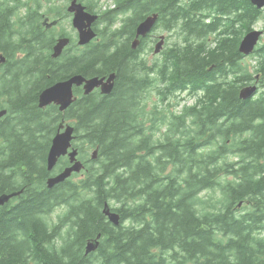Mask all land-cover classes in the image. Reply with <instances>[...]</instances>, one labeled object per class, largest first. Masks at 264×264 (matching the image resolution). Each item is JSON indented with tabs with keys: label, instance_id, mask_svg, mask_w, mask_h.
I'll list each match as a JSON object with an SVG mask.
<instances>
[{
	"label": "trees",
	"instance_id": "1",
	"mask_svg": "<svg viewBox=\"0 0 264 264\" xmlns=\"http://www.w3.org/2000/svg\"><path fill=\"white\" fill-rule=\"evenodd\" d=\"M115 1L111 21L121 24L77 62L51 58L42 0H0V195L22 191L0 206V264H264V89L240 97L251 83L264 88V45L254 66L239 50L263 11L251 0ZM151 13L177 41L147 66L138 57L149 39L130 44ZM110 72L109 95L95 90L64 112L39 107L59 80ZM183 95L194 102L179 111ZM62 122L75 126L86 169L50 188L69 161L47 168Z\"/></svg>",
	"mask_w": 264,
	"mask_h": 264
},
{
	"label": "water",
	"instance_id": "2",
	"mask_svg": "<svg viewBox=\"0 0 264 264\" xmlns=\"http://www.w3.org/2000/svg\"><path fill=\"white\" fill-rule=\"evenodd\" d=\"M258 8L264 9V0H251ZM70 12H74V26L80 31V41L81 45L89 43L95 38L96 33L93 31L92 23L96 20V16L91 15L86 12L84 6L78 3L77 0H73L72 5L69 7ZM158 19V14H153L148 16L143 20L137 27L136 39L134 40L132 46L137 48L140 36H146L155 26ZM264 30L253 29L245 34L242 38L239 50L244 55H249L255 51ZM68 39H60L58 44L54 47L53 57H58L61 55L64 47L68 44ZM165 42V36H161V40L155 46V53H159L163 49ZM4 61V58L0 62ZM116 74L112 73L110 76H94L88 78L82 74H74L65 80H59L58 82L52 84L51 86L45 88L39 95V106L41 108H46L52 104L59 106L61 111L67 110L71 104L75 101L74 87L83 86L85 94L93 92L95 89H101L102 93L109 94L113 91L115 87ZM258 90V85H247L243 87L240 91L241 98H249L253 96ZM7 114V110L0 111V119ZM75 127L72 125H66L65 123L60 124L57 134L52 140L51 147L47 155V168L52 171L59 159L63 156H68L70 158L71 165L64 168L62 171L48 178L47 184L50 188H53L57 184L66 181L72 176L74 172H80L84 166L83 162L78 159V149L73 148L72 141L74 140ZM70 149H72L70 151ZM98 155V149L95 150L92 157L96 158ZM22 191L13 192L10 194L0 195V206L8 203L13 197L20 195ZM104 213L108 216L109 220L115 225L121 223V216L119 213L112 210L109 203L105 204ZM88 242L86 246V252L90 253L96 251L99 247V238Z\"/></svg>",
	"mask_w": 264,
	"mask_h": 264
},
{
	"label": "rangeland",
	"instance_id": "3",
	"mask_svg": "<svg viewBox=\"0 0 264 264\" xmlns=\"http://www.w3.org/2000/svg\"><path fill=\"white\" fill-rule=\"evenodd\" d=\"M53 1V3L52 4H47L46 2H44V0L42 1V3H43V6L44 7H42V9H41V11H44L45 9H48V8H50V7H48V6H51V7H53V9H51V10H53L54 12L53 13H51V14H53V16H56V13H58L60 10H64V8L66 9L67 8V6H69L70 4H71V0H62V1H58L59 3H55L56 1L55 0H52ZM87 1H91V0H84V2H87ZM102 2H105V0H102ZM105 3H107V5L109 4L110 6H112V0H110L109 2H105ZM32 6H35L34 4H32ZM50 9H48V11H49ZM70 13H68V12H65V11H63V14H62V16H67V15H69ZM257 29H262V28H264V16H262V18L260 19V21L256 24V26H255ZM58 28H60V29H62V28H65L66 30H68L69 32H73V27H72V20H71V17L70 18H68V19H66V20H63L60 24H59V26H58ZM154 34L155 35H158V34H164V35H166V45H165V48H167V47H169V46H171V45H173L174 44V42H176L177 41V34L176 33H173V32H170V31H168V30H163V29H157L155 32H154ZM149 42L147 43V48H148V51L146 52V55H142V58L143 59H145L146 61H147V64L149 65V66H152L153 65V63L155 62V61H158V62H161L162 61V59H163V54H159V55H154L153 54V50H151V47L153 46V37H151L149 40H148ZM262 45H264V35H263V37H262V39H261V42H260V46H262ZM256 61H257V59H256V54L254 53V54H252V55H248V56H246V57H244L243 59H242V63L243 64H250L251 66H254L255 64H256ZM264 88H261L260 89V91H262ZM258 95H260L259 93H258ZM183 97H184V99L182 100V102H181V105L179 106V108H178V110L180 111V110H182L183 108H184V106H186V105H190V104H192L193 103V101H194V98H192V97H189L188 95H183ZM151 99L149 100V103H152L153 101H155V96H153V95H151V97H150ZM80 142V141H79ZM95 152V150L93 149V148H88L86 151H85V154H86V159L87 160H90L91 158H92V155H93V153ZM84 156V153L82 154V157ZM79 158H81L80 157V154H79V156H78ZM83 159V158H82ZM82 161V160H81ZM83 163H84V166H83V168H82V170H85L86 169V164H85V161H84V159H83V161H82ZM67 166H70L71 164H70V162L68 161V164H66ZM65 168V167H64ZM63 168V169H64ZM62 169V170H63ZM61 170V171H62ZM56 171H58V170H56ZM55 171V172H56ZM172 171V168H171V165H169V166H167V168H166V173H168V172H171ZM60 172V171H59ZM59 172H57V173H59ZM75 180H79L80 178H81V176H74L73 177ZM65 207H59V208H57L54 212H53V214H51V215H49L50 216V223L51 224H57V223H59V220H60V217H62L63 216V212L65 211ZM263 235H264V230H263Z\"/></svg>",
	"mask_w": 264,
	"mask_h": 264
},
{
	"label": "flooded vegetation",
	"instance_id": "4",
	"mask_svg": "<svg viewBox=\"0 0 264 264\" xmlns=\"http://www.w3.org/2000/svg\"><path fill=\"white\" fill-rule=\"evenodd\" d=\"M109 1L110 0H105V2H109ZM105 2H102V0H91V1L84 2L87 9L89 10L88 13L93 14V15L98 14V13L100 14L99 19L93 23V27H92L97 32L98 35L107 32V30L112 26L111 15L113 14V8L115 6V1L112 4V6H110L109 4L107 5V3H105ZM49 3L51 4L52 0L48 1V4ZM104 11L108 12V14L106 16L101 15ZM70 14L67 16L68 17L71 16V18L73 19L74 14L73 13H70ZM101 26H103L105 31H103L101 29ZM60 36H70L71 37L70 38L71 41L64 48V51H63L64 53L62 55L66 59L71 60V59H77L78 58V60H76V61L81 62L82 60L79 58L82 57L83 52L87 51V49H89V50L92 49L93 55H95L98 52V48L95 45L96 43H98V41L93 42V41H95V40H93V41H91L92 43L89 42L86 45H80L79 44L80 37H79V30L78 29L74 28L73 32H69L68 30L64 31L63 29H61L60 30ZM2 54L3 53L0 52V58H2ZM1 63L5 64L6 62H0V64ZM3 118H1V119H3Z\"/></svg>",
	"mask_w": 264,
	"mask_h": 264
}]
</instances>
